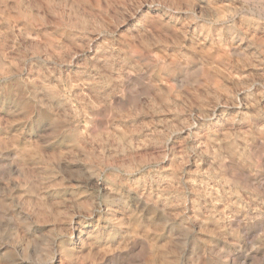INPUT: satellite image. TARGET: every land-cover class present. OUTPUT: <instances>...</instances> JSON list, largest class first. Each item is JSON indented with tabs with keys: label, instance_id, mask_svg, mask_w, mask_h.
<instances>
[{
	"label": "rangeland",
	"instance_id": "obj_1",
	"mask_svg": "<svg viewBox=\"0 0 264 264\" xmlns=\"http://www.w3.org/2000/svg\"><path fill=\"white\" fill-rule=\"evenodd\" d=\"M187 2L0 0L6 235L99 195L55 264H264V30L234 37L233 0L169 10Z\"/></svg>",
	"mask_w": 264,
	"mask_h": 264
},
{
	"label": "clouds",
	"instance_id": "obj_2",
	"mask_svg": "<svg viewBox=\"0 0 264 264\" xmlns=\"http://www.w3.org/2000/svg\"><path fill=\"white\" fill-rule=\"evenodd\" d=\"M196 4L197 0H188L182 8L179 5H171L169 10H183L192 16L194 20L205 18L203 13L200 16L196 15L194 10ZM254 9L256 10L254 11ZM224 20L226 29L234 37L244 33L245 38H247L249 29L264 30V0H256L255 4L250 3V0H233V3L225 11ZM108 34L114 35L112 32ZM256 44L264 46V40L257 41L256 37L253 36V44L250 47ZM260 52L261 56H264V47H261ZM120 95L123 99V94ZM179 130L177 129V131ZM89 171L90 176H85L84 179L88 180L91 177H96L97 187L94 188V191L98 193L100 191L99 184L102 182L101 172L103 169L97 171L93 168ZM79 178L77 177V179ZM99 200L98 195L96 199L91 200L88 204H81L79 203V197H77L76 200L71 202L74 210L70 209V211H72V216L81 217L79 224L59 231L53 228L52 231L45 233L43 237L28 238V231L39 232L43 230L44 225L55 223V221L46 220L41 216L27 222L25 225L26 230L19 231L14 235L8 236L6 235V229L0 230V247L9 246L8 254L13 257V264H55V259L72 246L74 234L76 232L83 234L92 223L93 216L99 211ZM5 207L10 206L5 205ZM33 251L35 252L34 256Z\"/></svg>",
	"mask_w": 264,
	"mask_h": 264
}]
</instances>
